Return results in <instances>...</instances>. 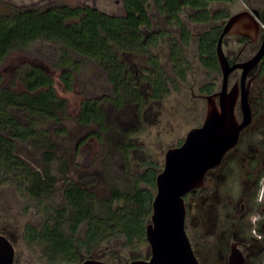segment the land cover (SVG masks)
<instances>
[{
	"label": "rangeland",
	"instance_id": "374dc122",
	"mask_svg": "<svg viewBox=\"0 0 264 264\" xmlns=\"http://www.w3.org/2000/svg\"><path fill=\"white\" fill-rule=\"evenodd\" d=\"M61 1L88 3L111 14L126 12L124 0H0V10L11 11L15 7L31 5L45 7ZM249 4L263 7L264 0H248V3L244 0L210 1L213 11L225 9L230 14ZM148 9L153 22L151 30L167 29L170 32L156 46H152L151 51L159 56V61L169 73H172V62L168 58L169 39L180 37L179 26L175 21H169L168 14L159 10L153 2L149 3ZM194 12L195 9L186 7L180 13L194 35L184 52L191 63L186 80L180 81L178 87L171 84L170 90L161 98L145 95L147 99L145 105L134 100H126L122 105H117L110 98L108 68L101 66L96 60H86L79 56H73L76 65L74 63L66 65L60 61L61 54L52 43L38 42L27 49L12 50L0 63L3 83L17 92L25 90L22 75L27 65L32 63L41 66L52 75L57 94L66 99L61 121L67 126L65 130L58 128L57 123L41 121L37 123L40 127H47L48 135L56 141L52 149L55 156L51 161V169L58 178V189L50 191L43 198H36L23 184L0 181V231L7 232L16 246L14 264H73L50 262L43 246L29 240L28 224L42 227L50 216L47 205L66 203L64 190L70 181L87 185L97 202V210L101 215L105 214L108 209L107 203L115 192L114 187L124 192L130 191L136 185L138 175L148 166L154 167V171L157 170L158 173L164 166L166 150L170 146L180 144L190 128L203 122L206 104L199 93H207L203 91V87L211 81L216 83L215 90L220 89L222 73L220 69H210L201 63L196 36L221 20L196 23L191 19ZM241 46L237 37L228 35L225 38L226 54L233 56L232 50L235 48L237 51ZM123 58L137 75H141L142 68L149 65L148 54H125ZM64 69H71L73 72L71 88L67 87L62 79ZM233 82L232 78L231 84ZM147 85L143 84L141 88L143 94H149L151 91V87ZM263 85L264 76H259L254 81L250 94L255 110L253 123L243 131L239 144L227 154L228 158L224 163L209 173L214 177L215 185L219 183L221 186L219 193L215 194L216 197H211L212 202H205L208 193L203 189L188 196L187 229L205 264H227L225 257L227 259L230 251L231 241L228 249L220 252L216 239L209 236L210 233L215 232L218 235L220 232L215 223L217 208L215 204L219 197L221 200L224 198L232 200L242 193L243 200L238 204V211L248 212L253 207L252 182L257 171L264 168V136L261 134L264 131V106L261 101ZM86 99H98L100 105L98 123L85 124L80 121ZM237 110L241 114L240 105ZM14 113L23 123L29 122L32 117L21 108H14ZM17 145L20 154L32 165L37 167L44 165L43 157L49 147L34 143L32 137L17 140ZM253 160L256 161V166L252 164ZM64 162L67 165L66 172ZM250 173H254L252 178L249 177ZM140 184L148 186L146 182ZM262 187L264 185L261 184L258 196L253 202L255 210L250 213L253 224L264 218V203L257 202L259 196H264V192H261ZM153 190L155 195L156 186ZM113 206L119 214L133 207V202L116 200ZM149 220L150 216L147 223ZM86 229L87 223H83L78 235L84 236ZM253 234L259 236L255 230ZM243 249L245 250L244 247ZM86 251V249L82 251L83 258L95 256L116 264H128L134 258L149 257L151 246L147 237H136L132 242H128L124 234L116 233L95 245L90 252Z\"/></svg>",
	"mask_w": 264,
	"mask_h": 264
},
{
	"label": "trees",
	"instance_id": "16d2710c",
	"mask_svg": "<svg viewBox=\"0 0 264 264\" xmlns=\"http://www.w3.org/2000/svg\"><path fill=\"white\" fill-rule=\"evenodd\" d=\"M210 1L124 0V14H111L95 5L68 1L45 7L31 5L15 7L11 11L0 10V63L12 50L27 49L38 42L52 43L61 54L60 61L66 65H76L73 56H79L86 60H96L101 66L108 68L110 98L117 105H122L126 100L145 105L147 95L161 98L170 90L171 84L178 87L179 82L187 78L190 64L184 55V46L191 43L192 32L180 14L185 7L195 9L192 19L196 21L221 20L203 31L198 45L203 63L210 69H219L217 43L230 13L225 9L213 11ZM150 2L161 11L169 13V21H175L183 31L181 38L174 39L172 45V73L167 71L158 56L151 51V47L157 44L159 35L151 30L153 22L148 9ZM166 34L167 30L161 31V36ZM133 53L148 54L149 65L142 68L141 75L135 74L123 58L125 54ZM22 76L25 90L17 92L5 85L0 75V181L18 182L34 197L43 198L59 187L58 178L51 169V161L55 156L52 149L56 141L48 135L47 127H40L37 123H57L58 128L65 130L67 126L61 121L66 99L57 94L54 78L41 66L28 64ZM61 76L67 87L71 88L72 70L64 69ZM260 76H264V59ZM143 84L151 87L149 94L141 92ZM215 86V82H208L203 91L211 93L215 91ZM261 101L264 106V85ZM14 108L27 111L32 116L29 122L23 123L14 113ZM80 121L85 124L100 121L98 99L84 100ZM261 134L264 136V131ZM30 137L34 143L49 147L43 157L42 167L32 165L18 150L17 140ZM227 158L226 156L225 160ZM252 164L256 166V161L253 160ZM66 166L64 162L65 172ZM154 170V167L148 166L138 175L136 185L128 192L114 187L115 192L103 215L97 210V202L90 188L83 183L70 181L64 190L66 203L48 204L50 216L42 227L28 224L29 240L41 244L52 263L78 264L83 258L84 249L90 252L95 245L113 234H124L128 242L136 237L145 238L147 220L152 212L153 187L156 186L157 170ZM253 175L254 173H250L249 177L252 178ZM263 175L264 168L257 171L252 182L253 207L251 206L250 211H238V204L243 200L242 193L232 200H221L219 197L215 204V223L220 232L218 235L215 232L209 235L216 239L220 252L226 251L229 241L234 239L246 242L249 257L247 264H264V218L259 219L256 224L250 219V213L256 207L253 202L258 196ZM142 182H146L148 186L140 184ZM202 189L208 193L205 202H212L211 197H216L221 186L216 183L213 188L203 187L193 192ZM188 196L189 194L186 195L187 203ZM116 200H131L133 207L118 214L113 206ZM83 223H87V229L84 236L80 237L78 233ZM253 230L258 231L260 236L253 234ZM194 247L196 250L195 245ZM198 256L201 263L205 264L201 256ZM225 261L227 262L226 257Z\"/></svg>",
	"mask_w": 264,
	"mask_h": 264
},
{
	"label": "water",
	"instance_id": "95a60500",
	"mask_svg": "<svg viewBox=\"0 0 264 264\" xmlns=\"http://www.w3.org/2000/svg\"><path fill=\"white\" fill-rule=\"evenodd\" d=\"M260 16L259 9L247 8L232 13L224 23L216 49L222 70L221 88L202 94L206 104L203 122L190 128L180 144L166 150L164 166L156 176L157 190L146 225L151 253L149 257L134 258L128 264H202L186 225V195L198 188L215 185V179L209 173L224 163L227 154L239 144L243 131L253 123L250 94L260 69L250 73L264 56V37L254 55L233 63L224 49V39L229 34L243 33L256 41L262 29L264 36V20L261 21ZM238 67L242 68V82L230 85L231 73ZM242 243L239 239L231 241L227 264L248 263L249 257ZM15 260L13 240L0 231V264H14ZM78 264L114 263L89 256Z\"/></svg>",
	"mask_w": 264,
	"mask_h": 264
},
{
	"label": "flooded vegetation",
	"instance_id": "af4514ba",
	"mask_svg": "<svg viewBox=\"0 0 264 264\" xmlns=\"http://www.w3.org/2000/svg\"><path fill=\"white\" fill-rule=\"evenodd\" d=\"M246 3H248V0H246L245 1ZM186 8V7H185ZM184 8V9H185ZM254 9V8H256V9H259L260 10V12H261V16H260V20L261 21H263L264 20V6L262 7H257L256 5H251V4H249V5H246V7L245 8H242V9H240V10H243V9ZM160 10V9H159ZM240 10H238V11H240ZM168 14V20H169V13H167ZM231 15V14H230ZM192 19V18H191ZM194 22H196V23H202L203 24V22L202 21H196V20H194V19H192ZM226 21H227V19H226ZM225 21V22H226ZM179 26V29H180V37L179 38H175V37H171L170 39H169V48H170V53H169V55H168V58H169V60L171 61V62H173L172 61V45H173V42H174V39H180L181 38V36L183 35V31H182V29H181V27H180V25H178ZM165 31V30H167V29H159V30H156V32H158V35H159V38H158V42H157V44L159 43V41L162 39V38H164V37H166V36H168L169 35V30H167L168 31V34H166V35H164V36H161V31ZM247 31V30H246ZM192 32V31H191ZM203 34V31L202 32H199L198 33V35L196 36V38H197V44H196V46H197V52H198V56H200L199 55V47H198V45H199V40L201 39V35ZM229 35H233V36H235V37H237V40H238V43L239 44H241L242 46L240 47V49H238L237 51L235 50V48L232 50V52H233V56H230V55H228V57L230 58V60H231V62L233 63V62H236V61H243V60H247L248 58H250L252 55H254L255 53H256V51L260 48V46H261V43H262V40H263V29L261 30V32H260V35H259V38L256 40V41H253L252 39H251V37L250 36H248V35H246V34H243V33H239V34H229ZM194 35H193V33H192V37H193ZM228 36V35H227ZM226 36V37H227ZM225 37V38H226ZM224 42H225V39H224ZM154 46H156V45H154ZM153 46V47H154ZM187 46V45H186ZM186 46H184V52H185V47ZM252 52V54H249V53H251ZM154 55H156V54H154ZM185 55V57H186V59L189 61V57H187V55L186 54H184ZM158 56V55H157ZM158 59H159V56H158ZM199 59H200V61H201V63L203 64V59L201 58V56L199 57ZM263 59H264V56H263V58H262V60H261V62H260V64H259V66H257V67H255L253 70H252V72L250 73V75H252V74H254L255 72H257L259 69H260V74H261V71H262V61H263ZM218 63H219V61H218ZM189 64H190V67H191V63L189 62ZM189 67V68H190ZM219 69L221 70V68H220V65H219ZM221 73H222V70H221ZM260 74L254 79V81L260 76ZM234 79V82L231 84V79ZM254 81H253V83H252V90H253V84H254ZM236 82H239V83H241L242 82V68L241 67H238V68H235L233 71H232V73H231V76H230V85H233L234 83H236ZM252 90H251V92H252ZM194 94H195V92H194ZM202 94L203 93H199V96H201V97H203L202 96ZM250 100H251V96H250ZM252 103V102H251ZM253 106V105H252ZM254 110V109H253ZM201 188H203V187H201ZM207 188H209V187H207ZM193 192V191H192ZM192 192H190L189 194H191ZM260 236V235H259ZM243 242V241H242ZM245 248V252L248 254V244L246 243V242H243L242 243V248ZM227 259H228V257H227Z\"/></svg>",
	"mask_w": 264,
	"mask_h": 264
},
{
	"label": "clouds",
	"instance_id": "9594fccd",
	"mask_svg": "<svg viewBox=\"0 0 264 264\" xmlns=\"http://www.w3.org/2000/svg\"><path fill=\"white\" fill-rule=\"evenodd\" d=\"M261 184L264 185V180L261 181ZM261 192H264V187L261 188ZM257 202L264 203V196H259Z\"/></svg>",
	"mask_w": 264,
	"mask_h": 264
}]
</instances>
